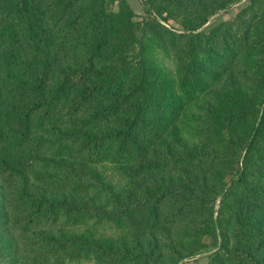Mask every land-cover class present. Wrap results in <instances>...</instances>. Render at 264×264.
<instances>
[{"label":"trees","instance_id":"1","mask_svg":"<svg viewBox=\"0 0 264 264\" xmlns=\"http://www.w3.org/2000/svg\"><path fill=\"white\" fill-rule=\"evenodd\" d=\"M237 1L144 0L137 21L124 0H42L44 34L25 0H0V264H179L206 247L205 264H264V0L203 28ZM235 67L187 144L175 120L209 68ZM97 162L129 180L105 207L76 184ZM92 212L125 234L99 237Z\"/></svg>","mask_w":264,"mask_h":264},{"label":"rangeland","instance_id":"2","mask_svg":"<svg viewBox=\"0 0 264 264\" xmlns=\"http://www.w3.org/2000/svg\"><path fill=\"white\" fill-rule=\"evenodd\" d=\"M127 6L132 10L134 14V20L140 21L141 18L146 17V14L143 10L144 4L142 1L144 0H124ZM158 1V0H156ZM196 0H180L181 3L186 2H193ZM249 4V0H239L233 4H231L229 7H227L225 10H218L214 14L210 15L207 22L204 24L203 28H211L215 25H217L219 22L222 21H229L234 19L236 16L245 17L247 15L246 7ZM41 6H42V0H25V11L26 14L30 17L31 23L40 31H42L44 34L46 33V22L43 21V16L41 14ZM114 7H116V4H114ZM178 14V12H176ZM165 15V14H163ZM159 23L165 27L169 31H178L180 29L179 25L173 20L172 18H167L166 20H162L159 18ZM146 35H150L152 40L161 43L162 41L160 38L156 35H152L149 32L145 33ZM161 34V33H160ZM159 50V49H158ZM158 50L156 51V61L159 63V65H164L166 69H172L173 61H169V57H166L159 53ZM5 57H8V55H4ZM11 57V53H10ZM9 57V58H10ZM3 59V54L0 53V60ZM15 62V59H14ZM12 65V64H11ZM9 66V71H12V66ZM223 69L219 76H214L213 70L208 69L207 71L211 74L205 75L203 77L206 79V82L208 83V89L197 95L192 104L189 106H186L182 110V115L178 117L175 122V129L177 133L180 135V137L189 145H199V131L201 130L204 121V109L208 106L210 103V97L212 95V92L215 91L224 81L227 79H232L235 83H239V77H238V71L239 68L235 67L232 70ZM184 116V117H183ZM118 164H110L107 162H97L89 165L88 167L84 169L85 171V177L86 180L81 184L77 182L78 185H90V187L87 190V195L93 198V202L96 203L98 206H109L112 201V194L116 189L121 190L124 185L128 184V177L122 176L118 172ZM115 189V190H114ZM114 190V191H113ZM93 194V196H92ZM105 205V206H104ZM93 216H87L88 221H93L96 219V221L100 224V230L97 232L96 235H98L101 238L106 239H117L125 234L124 227H118L114 224V222L108 221V219H104L102 214L100 212L94 213L92 212ZM172 232V230H171ZM170 232V233H171ZM161 233H158V237ZM154 238V237H153ZM5 235L4 233L0 235V243H4ZM204 241H206V238H204ZM137 244H140L144 247H151L152 245H156V248L154 249V252H157V250L161 247V240L159 239H152L147 234L142 235L138 238H136ZM126 245H130V243H126ZM210 249V247H206L204 249H201L200 252L198 251L196 254H194L191 257H185L182 258L181 261H179V264H205V253ZM72 264H98L95 260H89L87 262H78V263H72Z\"/></svg>","mask_w":264,"mask_h":264}]
</instances>
